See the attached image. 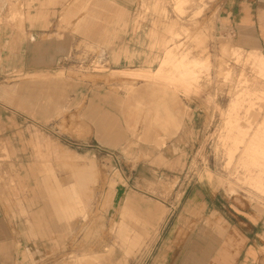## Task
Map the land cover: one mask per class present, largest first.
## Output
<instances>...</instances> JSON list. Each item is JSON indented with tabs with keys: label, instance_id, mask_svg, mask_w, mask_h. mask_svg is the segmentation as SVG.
<instances>
[{
	"label": "rangeland",
	"instance_id": "374dc122",
	"mask_svg": "<svg viewBox=\"0 0 264 264\" xmlns=\"http://www.w3.org/2000/svg\"><path fill=\"white\" fill-rule=\"evenodd\" d=\"M179 1L0 0V264H264V80L233 53L255 46L225 0ZM168 50L195 78L137 75Z\"/></svg>",
	"mask_w": 264,
	"mask_h": 264
},
{
	"label": "crops",
	"instance_id": "0c3cea01",
	"mask_svg": "<svg viewBox=\"0 0 264 264\" xmlns=\"http://www.w3.org/2000/svg\"><path fill=\"white\" fill-rule=\"evenodd\" d=\"M224 10L225 11L223 12H225L226 16L223 18L231 23V27L235 25V27H237L236 31L239 32L240 30L243 44L247 41L253 43L255 46L250 50H244L239 46L236 48L245 52H259L264 58V52L262 51L264 50V0H225ZM5 37L6 35L2 32L0 38L4 39ZM2 54V69L29 68L36 70L41 68V65H39V60H41V58L36 61L37 57H39L36 53H29L28 51L23 50L16 53L12 52L11 54L8 50L6 54H4V52ZM193 60L199 61L197 59ZM201 117L202 115L199 113L195 114L193 123L189 125V127L187 126L188 132L192 131L194 133L197 131V128L200 127L199 120ZM99 122L102 123V125H106V122H109V120L104 116V119L101 117ZM109 141H111V139H109ZM162 145H165V142H163ZM82 169L85 170V166H82ZM85 176V173L81 171L78 176V182L72 184V186L68 188L67 192L69 195H72L71 199L75 197L78 199L82 195L81 190L83 191L85 189ZM59 209H61V207ZM127 209H130V206H127V208L125 207V210L123 211L124 216L127 215ZM64 213L62 210L56 212L60 218L65 217ZM37 221L38 218L33 217L31 214H29V217L26 220V224L29 226L34 236L41 235V231L38 230L40 226L37 225ZM40 221L41 220H39L38 223H40ZM224 264H227V262Z\"/></svg>",
	"mask_w": 264,
	"mask_h": 264
},
{
	"label": "bare ground",
	"instance_id": "6f19581e",
	"mask_svg": "<svg viewBox=\"0 0 264 264\" xmlns=\"http://www.w3.org/2000/svg\"><path fill=\"white\" fill-rule=\"evenodd\" d=\"M183 1L184 0L177 2V5L179 6ZM185 1L188 2V0H185ZM179 35L180 34L178 33L175 34V36H179ZM233 53H234V57L236 61L242 62L245 65V67H251L253 69H256L258 73L257 75H259L264 80V58L259 52H247V51L245 52V51H242L236 48L233 51ZM174 57L175 56L172 50H168L159 68H157L156 70L152 72H145V73L138 72V74L137 73L136 74L141 77L147 76L153 80L157 78H161V77H166L167 79H170V78L173 79V78H177V76L183 79H187V80L195 78L196 69L194 67L184 66V65L187 63H190V64L192 63L194 66H197L203 61H196V60H190V59L187 60L186 56H178L176 57L173 63L172 59ZM167 64L171 65L172 72L169 69H168V73L166 72L168 68L166 67ZM243 94L244 92H242V94L237 93L236 97L234 95L228 104L229 112L233 113V115H231L229 118V121H228L229 123H232L237 117L236 111L239 109L241 105L240 99L242 98ZM255 152H259V151L256 150ZM127 234L128 233H125L124 236H127Z\"/></svg>",
	"mask_w": 264,
	"mask_h": 264
}]
</instances>
